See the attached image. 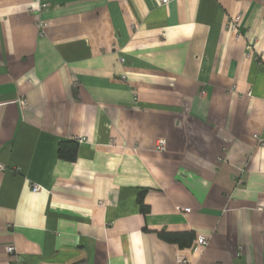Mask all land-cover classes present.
<instances>
[{
	"label": "crops",
	"instance_id": "1",
	"mask_svg": "<svg viewBox=\"0 0 264 264\" xmlns=\"http://www.w3.org/2000/svg\"><path fill=\"white\" fill-rule=\"evenodd\" d=\"M46 2L0 0V264H264V0Z\"/></svg>",
	"mask_w": 264,
	"mask_h": 264
},
{
	"label": "trees",
	"instance_id": "2",
	"mask_svg": "<svg viewBox=\"0 0 264 264\" xmlns=\"http://www.w3.org/2000/svg\"><path fill=\"white\" fill-rule=\"evenodd\" d=\"M78 154V143L77 142H64L60 145L59 149V157L62 160H66L69 162H75L77 159ZM139 202L141 206V211L143 213H148L150 209L144 205L143 203V195L139 197ZM161 237L170 242V243H176L181 248H186L188 246H191L193 243V235L192 234H170V233H162Z\"/></svg>",
	"mask_w": 264,
	"mask_h": 264
},
{
	"label": "built area",
	"instance_id": "3",
	"mask_svg": "<svg viewBox=\"0 0 264 264\" xmlns=\"http://www.w3.org/2000/svg\"><path fill=\"white\" fill-rule=\"evenodd\" d=\"M33 1H34V3L36 5H38V12L40 14H43L45 11L48 10L49 4L46 2V0H33ZM161 2L163 4H167L169 2V0H161ZM47 26H48V23H46V22L40 23V27H41L42 30H44ZM228 28L231 31H238L237 22H235V21L230 22L228 24ZM83 141H84L83 139L79 140L80 143H82ZM156 150L159 151V152H165L166 151V141L165 140H159L158 143H157V146H156ZM220 160H221V158H220ZM3 169H4V167L0 164V170H3ZM40 189H41L40 186H38L36 184L33 185V191L34 192H39ZM184 212L185 213H189L190 209H185ZM205 245H206V240L199 239L196 242V246H195L194 249H195V251L199 250L200 248L204 247ZM7 251L11 255H14L16 253V249L13 246L8 247ZM177 259H178L179 264H188L189 263L187 258L184 257V256H178Z\"/></svg>",
	"mask_w": 264,
	"mask_h": 264
}]
</instances>
